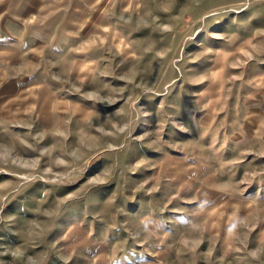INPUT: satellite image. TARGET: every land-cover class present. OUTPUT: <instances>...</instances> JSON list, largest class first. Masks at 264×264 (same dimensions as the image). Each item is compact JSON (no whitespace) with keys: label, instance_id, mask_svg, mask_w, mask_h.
Returning a JSON list of instances; mask_svg holds the SVG:
<instances>
[{"label":"rangeland","instance_id":"rangeland-1","mask_svg":"<svg viewBox=\"0 0 264 264\" xmlns=\"http://www.w3.org/2000/svg\"><path fill=\"white\" fill-rule=\"evenodd\" d=\"M9 21L0 264H264V0H0ZM200 182L257 206L232 250L181 234Z\"/></svg>","mask_w":264,"mask_h":264},{"label":"crops","instance_id":"crops-1","mask_svg":"<svg viewBox=\"0 0 264 264\" xmlns=\"http://www.w3.org/2000/svg\"><path fill=\"white\" fill-rule=\"evenodd\" d=\"M10 6H12V2ZM66 18L63 21L64 27H68L71 21L69 17V22H66ZM11 22L9 21V23L1 25L0 31L6 33L10 32L8 31L9 28L13 30L17 29V24ZM35 83L37 85V82ZM28 93L32 92L24 91L23 94H25L26 99L28 98L32 102L31 97L27 95ZM21 97L23 98V95ZM18 107L22 108L21 104L18 105ZM170 171L171 170H169V172ZM196 193L198 197L196 202L199 204V206L197 205L199 210L197 209L196 212L185 213V215H183L186 225L181 234H183L187 241H191L190 245L206 243V238H214V240L216 239L217 243H219L218 245L221 251L232 250L234 247L233 236L237 228L238 219L243 216V214H248L249 216H251L252 213L256 214V204L249 200H241L237 197L225 195V192L218 188L211 187L205 182L199 183ZM206 204L207 207H202ZM250 226L251 228L254 227V232L253 237L249 239V244L254 242L256 245L264 247V213L256 220H253Z\"/></svg>","mask_w":264,"mask_h":264}]
</instances>
